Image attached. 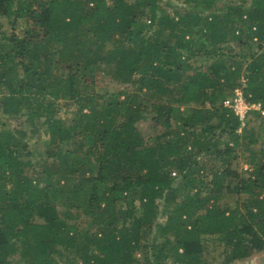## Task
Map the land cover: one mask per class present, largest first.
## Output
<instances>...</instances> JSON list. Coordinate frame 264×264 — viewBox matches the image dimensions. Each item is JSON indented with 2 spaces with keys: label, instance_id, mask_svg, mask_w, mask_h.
Returning a JSON list of instances; mask_svg holds the SVG:
<instances>
[{
  "label": "trees",
  "instance_id": "1",
  "mask_svg": "<svg viewBox=\"0 0 264 264\" xmlns=\"http://www.w3.org/2000/svg\"><path fill=\"white\" fill-rule=\"evenodd\" d=\"M185 1L179 10L173 0H0L13 27L29 21L0 42V109L43 119L48 133L45 157L33 160L22 137L0 129V264H62L53 251L63 247L82 250L84 264H142L135 252L159 198L164 238L146 264H204L205 235L223 239L229 261L264 249V147L250 148L245 175L231 167L237 136L215 137L240 126L223 101L242 75L264 106V0ZM254 40L248 57L234 50ZM106 67L133 88L97 91ZM71 101L66 124L61 105ZM148 112L162 128L155 143L137 127ZM208 155L224 166L205 181ZM226 191L246 196L223 206ZM75 209L91 218L90 233Z\"/></svg>",
  "mask_w": 264,
  "mask_h": 264
},
{
  "label": "rangeland",
  "instance_id": "2",
  "mask_svg": "<svg viewBox=\"0 0 264 264\" xmlns=\"http://www.w3.org/2000/svg\"><path fill=\"white\" fill-rule=\"evenodd\" d=\"M167 0H162V3H165ZM175 8L179 10H184L187 8L185 0H173ZM224 2L218 0L217 6H222ZM204 5V4H203ZM170 8L171 10L175 9ZM211 11V9H207ZM29 21L20 17L17 19L16 26L13 27L11 20L7 16L0 15V42L5 40V37L11 33L18 32L19 34L24 33L28 28ZM256 41V40H254ZM234 50L241 51L242 55L248 57L251 53L255 52L258 49V41L249 42L246 44H239V42H234ZM207 56H199L194 60L195 64L203 63L204 66L207 63ZM112 67H106L97 71L96 74V90L99 92H115L123 91L125 89H132L133 87L128 83L121 82L116 76L113 75ZM7 87L4 83H0V97L2 91H7ZM123 97V95L121 96ZM195 105V102L192 103ZM76 103L71 101L67 105H61L60 114L64 118L65 123L69 124L71 118L74 115V110ZM184 107V106H183ZM154 112H148L146 115L139 119L137 122V127L140 134L144 137L147 143H155L158 141L156 138L159 133L162 131L160 126H157L153 122ZM10 129L15 133V136L18 138L22 137V143L26 144V149L30 152V158L33 160H42L45 157V148L46 141L48 139V133L46 130V125L43 122V119L37 118L31 121L27 113L21 112L16 115H7L4 114L2 109H0V129ZM237 136L238 144L236 145L237 157L232 159L231 167L232 169L238 170L241 174L247 175L248 168L251 167V150H259L261 147H264V116L257 109H250L247 113V116L243 121L240 120V126L236 129L235 134H230L227 132L221 131V128L215 129V137L220 138L221 144L224 141H230V144L234 143V138ZM22 145V144H21ZM22 147H24L22 145ZM202 161L200 163H205L207 170L204 172V180L210 181L214 176V170L222 169L224 164L221 160L216 158V155H208L204 158H200ZM173 182L179 178L178 173L173 174ZM237 181L236 176H226L224 177V183L234 184ZM205 186L204 183L200 184V187ZM246 194H237L233 191H226V193L220 199V202L223 206H235L242 203ZM158 209L157 217L155 223L163 219L167 206L164 204V198L158 199ZM60 210H65V207L59 206ZM76 213V220L82 227L83 231H88L89 233L94 229L91 225V218L86 216L83 212L74 210ZM151 227L150 231L144 234L142 239V244L135 252V255L139 257L143 262L142 264L147 263V258L151 254L147 250L155 241L163 240L164 236L158 234L157 225ZM84 237L82 241H84ZM205 243L208 246V253L206 255V262L204 264H264V249L260 251H254L251 255L236 258L233 260H227L226 247L222 238L217 234L205 235ZM148 248V249H147ZM53 255L62 262V264H84L82 258V250L76 251V249H69L63 247L55 248ZM14 257V256H13ZM15 258L18 259L19 255H15Z\"/></svg>",
  "mask_w": 264,
  "mask_h": 264
},
{
  "label": "built area",
  "instance_id": "3",
  "mask_svg": "<svg viewBox=\"0 0 264 264\" xmlns=\"http://www.w3.org/2000/svg\"><path fill=\"white\" fill-rule=\"evenodd\" d=\"M247 86V78L242 75L238 83L234 86L231 95L224 99V105L230 107L241 121L245 119L250 109H257L264 116V106L261 101L251 100L245 94V88ZM173 174H177L174 170Z\"/></svg>",
  "mask_w": 264,
  "mask_h": 264
}]
</instances>
